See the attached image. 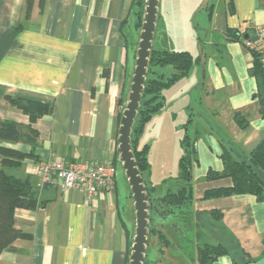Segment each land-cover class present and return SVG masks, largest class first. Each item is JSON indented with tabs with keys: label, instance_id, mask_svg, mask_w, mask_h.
I'll list each match as a JSON object with an SVG mask.
<instances>
[{
	"label": "crops",
	"instance_id": "0c3cea01",
	"mask_svg": "<svg viewBox=\"0 0 264 264\" xmlns=\"http://www.w3.org/2000/svg\"><path fill=\"white\" fill-rule=\"evenodd\" d=\"M178 1L160 0L153 47L157 40L163 46L169 13ZM202 1H197L196 8ZM209 5L212 9L206 10L207 21L203 23L207 30L204 76L201 66L195 64L185 77L193 74L200 79L196 91L191 92L186 127L189 137V131L194 130L191 139L197 149V160L191 166L193 201L179 209L184 215H173L171 225L177 231L172 236L179 241L180 234L185 235L177 222L188 217L197 241L190 259L195 264L196 257L198 264V233L204 230L201 223L209 218L208 213L220 212L223 218L217 226L237 240L251 258L249 264H264V200L250 194L204 199L207 190L233 184L229 177L207 180L209 171L224 170L225 145L242 160L264 141L263 104L257 80L250 74L253 57L240 42L225 40L227 30L235 29L253 33L255 45H264V0H215ZM137 10L134 0H47L42 10L36 4L31 18L25 20V0H0V121L30 126L38 135L35 145L2 142L0 146L35 155L37 160L26 159L8 172L30 179L49 201L36 210L16 209L15 227L29 237L17 239L14 250L2 252L0 264L129 263L135 210L130 194L123 199L117 183V100L127 96L130 70L135 65L140 36ZM200 39L198 36L196 41L202 44ZM188 52L194 58L199 56ZM174 72L172 68L164 74L169 77ZM163 96L166 106L168 99ZM11 99L47 104L53 112L31 123ZM236 114L245 120L246 127L239 125ZM60 160L113 165L114 189L90 199L83 190L62 191L52 184L43 185L41 164ZM144 180L154 188L152 197L158 198L159 184L152 179L151 167ZM167 182L164 178L162 185ZM179 186L176 182V187L167 191ZM165 224L164 219L154 217L158 230L164 232ZM168 240L170 246H159L150 257L147 254V264L187 262L185 253L171 250L182 248H172ZM213 240L218 242L216 237ZM213 264L234 263L224 255Z\"/></svg>",
	"mask_w": 264,
	"mask_h": 264
},
{
	"label": "trees",
	"instance_id": "16d2710c",
	"mask_svg": "<svg viewBox=\"0 0 264 264\" xmlns=\"http://www.w3.org/2000/svg\"><path fill=\"white\" fill-rule=\"evenodd\" d=\"M145 1L146 0H134V4L138 7V10L135 13L138 19L137 27L139 28V31L141 30L143 22ZM46 2L47 0H25V20H29L31 18L36 4H38L40 10H42ZM211 9L212 7L209 5L207 10L210 11ZM252 37L253 33L251 32H242L235 29H228L225 33L226 41L240 42L253 57V65L250 69V74L257 80L258 98L263 104L264 109V64L262 63L261 47L256 46V48L250 49L246 45L247 41H252ZM200 40L204 50V39ZM200 63V55L194 58L188 51L158 50L153 47L148 67L147 81L138 116L135 120L132 132L133 152L138 168L143 177L150 171L151 165L148 158L149 145L144 144L141 146L139 143L140 136L144 133L153 116L165 107L163 92L176 85L183 78L187 77L193 69V66L195 64L200 65ZM168 66H171L175 71L169 77L165 76L162 72L163 70L160 71L156 69H164ZM126 102L127 96L124 99L120 97L117 100L118 128ZM11 104L22 109L23 112L29 116L31 123L35 122L44 115L51 114L53 112V107L47 104L24 99H11ZM239 115L240 114H236L235 119L239 125L244 128L247 126L246 122L245 120L242 121ZM37 138V133L30 126H24L12 121H0V143H27L35 145ZM184 143H186V153L179 160L180 174L177 177V182L180 184L179 188L175 191L169 189L164 196L153 198L152 195L154 188L148 187L146 183L151 204V226L149 237H151V235H158L166 247L170 246V242L163 232L154 226V217L157 216L161 219H167L171 215H174L177 210L193 201L191 166L193 161L197 160L196 142H192L191 138L186 136ZM0 158L1 254L4 251L14 250L12 245L17 239L29 237L27 234L15 227L14 213L16 209L36 210L38 208L45 207L49 201L42 198L41 190L33 185L30 179H21L8 172L9 169L20 167L26 159H36L32 152L23 153L15 149L0 146ZM222 160L224 163V170L222 172L209 171L207 180L229 177L232 179L233 184L232 186L226 188H214L207 190L204 194V199L250 194L255 196L259 201L264 200V141L259 144L250 157H244L242 160L236 159L230 147L225 145ZM130 198L132 200L131 193ZM207 215L209 218L201 223L204 228H208L210 224L209 221H211L212 218L215 222L217 221L219 223L223 218V215L216 211L210 212ZM214 229L211 231L213 235L215 234L214 237L218 239V242L198 245V264H213L220 256L224 255L230 256L234 264H249L252 261L243 248H241L237 240L231 237L228 232H223L218 226L215 230ZM198 236L201 238L203 236V231H200ZM133 237L134 232L132 233L128 246L129 258ZM147 262L148 260L146 256L145 264H147Z\"/></svg>",
	"mask_w": 264,
	"mask_h": 264
},
{
	"label": "rangeland",
	"instance_id": "374dc122",
	"mask_svg": "<svg viewBox=\"0 0 264 264\" xmlns=\"http://www.w3.org/2000/svg\"><path fill=\"white\" fill-rule=\"evenodd\" d=\"M197 1L198 0H179L177 6H172L169 13L170 24L168 25L167 30L168 36L163 38V46L157 40L154 44L155 49H166L169 51L187 50L191 51L195 55H200L201 44H199L196 40L198 36L202 39L205 38L207 30L203 27V25L207 21V13L206 11L198 12L202 3L198 8H196ZM214 1L215 0H211V3ZM200 66L202 68L201 63L198 67L200 68ZM133 69L134 67L130 70L132 75ZM156 69L160 71L163 70V68ZM164 69L166 72L169 70L172 72V67H165ZM165 71L163 70L162 72L166 73ZM202 73L203 69L200 74ZM132 75L130 76L131 78ZM192 75H190L189 78L183 79V82L176 85L174 89L169 91L165 90L163 92L168 99L167 105L161 111L160 115L155 117L152 125L146 129L142 137L140 136V145L142 146L146 143L149 145L148 158L151 165L152 179L156 184H159L157 190L158 194L155 195H159V197H162L167 192L169 187H176L177 177L180 174L179 160L186 153V143H184V139L187 136L186 127L188 126L190 113L188 105L192 102L191 100L193 95L191 92L196 91L194 87H196L195 85L200 82L199 77H194ZM189 135L190 138H194V130L189 131ZM117 174L119 192L122 193V197L125 199L124 196H128L130 194V186L125 175V171L122 168V163H120V168ZM164 178L168 181L166 185H162ZM185 210H188V208L186 207ZM176 214L177 216L184 215L183 213H180V210H177ZM156 217L157 216H155V218ZM173 218V215H171L167 219H164L166 223L164 232L168 236L166 238L170 239L173 243V246H171L172 248H182V250H171L175 254L178 252L185 253L187 256V262H185V264H192L190 257H193V251L195 249V244L197 243V241L195 243L196 230L194 229L191 220L188 217H184V221H178L177 223H179L180 227L185 230V235L182 236L180 234V238H178L177 235L179 241L175 240L172 235H175L177 230L171 225L172 221H174ZM218 223L219 222H215L212 218L208 228H203V236L200 238L199 245L214 243V235L211 230L214 228L216 229ZM172 224L174 225V223ZM154 237L155 236L153 235L150 237V247H148L149 257L150 254L159 246L162 247L163 245L164 247V244L158 235H156L155 238ZM174 240L176 241L175 245ZM167 259H169V257H167ZM195 259L194 262L197 264Z\"/></svg>",
	"mask_w": 264,
	"mask_h": 264
},
{
	"label": "water",
	"instance_id": "95a60500",
	"mask_svg": "<svg viewBox=\"0 0 264 264\" xmlns=\"http://www.w3.org/2000/svg\"><path fill=\"white\" fill-rule=\"evenodd\" d=\"M210 1L211 0H204L198 9V12L206 11ZM159 3L160 0L145 1L144 16L140 30L133 75L127 94L126 106L122 113L118 128V157L128 179L135 210V230L128 264H145L150 243V195L144 177L141 175L135 159L132 146V132L147 81L148 67L150 64V57L159 18ZM206 36L207 33L205 37ZM200 48L203 69L202 74L204 76L206 52L203 50L202 45H200Z\"/></svg>",
	"mask_w": 264,
	"mask_h": 264
},
{
	"label": "built area",
	"instance_id": "2783aa9c",
	"mask_svg": "<svg viewBox=\"0 0 264 264\" xmlns=\"http://www.w3.org/2000/svg\"><path fill=\"white\" fill-rule=\"evenodd\" d=\"M261 35V32H259ZM250 49L256 48L253 41H247ZM264 64V45L261 46ZM42 184H52L62 191L83 190L94 199L115 187L116 169L113 165L94 164L86 161L60 160L41 164Z\"/></svg>",
	"mask_w": 264,
	"mask_h": 264
}]
</instances>
